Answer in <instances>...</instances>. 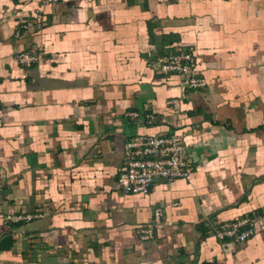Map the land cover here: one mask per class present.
<instances>
[{"label": "crops", "instance_id": "0c3cea01", "mask_svg": "<svg viewBox=\"0 0 264 264\" xmlns=\"http://www.w3.org/2000/svg\"><path fill=\"white\" fill-rule=\"evenodd\" d=\"M25 19L44 25L15 36ZM183 49L204 87L153 70ZM158 133L184 135L190 175L117 190L125 141ZM263 208L264 0H0V264H264V216L210 232Z\"/></svg>", "mask_w": 264, "mask_h": 264}, {"label": "built area", "instance_id": "2783aa9c", "mask_svg": "<svg viewBox=\"0 0 264 264\" xmlns=\"http://www.w3.org/2000/svg\"><path fill=\"white\" fill-rule=\"evenodd\" d=\"M36 25L42 28L44 23L35 19H25L15 28L14 34L20 37L24 32L31 31ZM41 50L32 47L15 54V61L23 70L20 74L21 78L27 76L25 68L41 60ZM151 65L153 70L158 73L177 75L183 88L199 89L206 85L205 79L195 68V51L192 49L167 51L159 55ZM124 116L135 119L140 116V113L127 111ZM145 118L148 123H153L156 120V115L147 114ZM123 154V166L117 176L115 186L124 194L147 195L158 181L169 184L176 179L186 178L190 175L188 149L182 133L133 135L125 141ZM262 216H264V208L261 213L252 216L213 223L210 232L218 240L228 239L233 243H239L254 234L256 222ZM30 217L27 216V219ZM162 219L163 208L160 205L154 206L152 218L137 226L140 238L143 240L153 239L154 228L162 222Z\"/></svg>", "mask_w": 264, "mask_h": 264}]
</instances>
